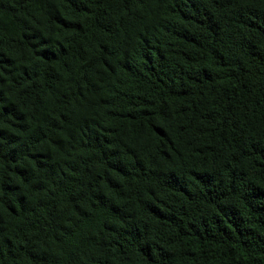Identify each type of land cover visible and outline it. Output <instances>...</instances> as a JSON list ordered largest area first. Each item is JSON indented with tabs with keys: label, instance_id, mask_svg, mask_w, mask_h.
Instances as JSON below:
<instances>
[{
	"label": "trees",
	"instance_id": "1",
	"mask_svg": "<svg viewBox=\"0 0 264 264\" xmlns=\"http://www.w3.org/2000/svg\"><path fill=\"white\" fill-rule=\"evenodd\" d=\"M0 264H264V0H0Z\"/></svg>",
	"mask_w": 264,
	"mask_h": 264
}]
</instances>
